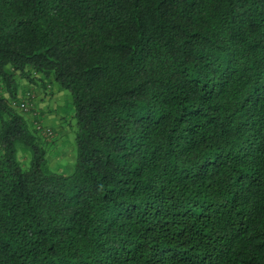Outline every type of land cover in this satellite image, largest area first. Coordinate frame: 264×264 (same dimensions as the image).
Masks as SVG:
<instances>
[{
  "label": "trees",
  "instance_id": "obj_1",
  "mask_svg": "<svg viewBox=\"0 0 264 264\" xmlns=\"http://www.w3.org/2000/svg\"><path fill=\"white\" fill-rule=\"evenodd\" d=\"M0 264H264V0H0Z\"/></svg>",
  "mask_w": 264,
  "mask_h": 264
},
{
  "label": "rangeland",
  "instance_id": "obj_2",
  "mask_svg": "<svg viewBox=\"0 0 264 264\" xmlns=\"http://www.w3.org/2000/svg\"><path fill=\"white\" fill-rule=\"evenodd\" d=\"M27 85L22 81L20 85L21 90L26 89ZM36 88H38L37 96H42L41 87H30L29 90L35 93ZM52 88H58V86L52 83ZM24 91V90H23ZM60 91V90H59ZM56 94V93H55ZM59 97L46 99V106L44 109L51 111L53 116V131L55 136L51 138L50 146L48 148V159L52 169L56 171H63L69 173L73 168L75 161V145H74V135H73V119H72V106H71V96L64 90L60 91ZM39 104V102H38ZM46 107V108H45ZM42 109V107H41ZM48 143V142H47ZM56 147V148H55ZM61 152L70 153L72 155L71 159H60L58 155L51 156V153Z\"/></svg>",
  "mask_w": 264,
  "mask_h": 264
},
{
  "label": "crops",
  "instance_id": "obj_3",
  "mask_svg": "<svg viewBox=\"0 0 264 264\" xmlns=\"http://www.w3.org/2000/svg\"><path fill=\"white\" fill-rule=\"evenodd\" d=\"M23 90H21L22 91L21 95L25 91H27L25 89H23ZM37 91H38V88H36L35 93L33 92V94H34L33 110H32V113L28 114V118L32 122L34 120H36L43 128L50 129L52 131V137H53V136H55V133H54L53 127H52L53 116H52L51 111H49L48 109H44L43 106H46V99L60 96L59 95L60 94L59 88H54L53 89L52 85H51L50 89L46 90V89H44L42 87V96L41 97L37 96ZM38 102H39V104H38ZM41 107H42V109H41ZM56 155H58L57 159H60L61 156H62L63 159H68L69 160L72 157V155L70 153H66V152L62 153V151L61 152H56V151L54 152L53 151V153H51V156L55 157Z\"/></svg>",
  "mask_w": 264,
  "mask_h": 264
},
{
  "label": "built area",
  "instance_id": "obj_4",
  "mask_svg": "<svg viewBox=\"0 0 264 264\" xmlns=\"http://www.w3.org/2000/svg\"><path fill=\"white\" fill-rule=\"evenodd\" d=\"M34 102V94L30 91H25L19 101H18V108H20L23 112L29 114L31 108L33 107ZM32 115V114H31ZM34 127L36 130L41 133L44 137H52V132L50 129L43 128L36 120L33 121Z\"/></svg>",
  "mask_w": 264,
  "mask_h": 264
}]
</instances>
